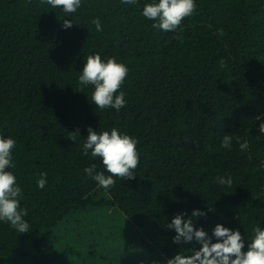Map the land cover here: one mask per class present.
Instances as JSON below:
<instances>
[{"label": "trees", "instance_id": "16d2710c", "mask_svg": "<svg viewBox=\"0 0 264 264\" xmlns=\"http://www.w3.org/2000/svg\"><path fill=\"white\" fill-rule=\"evenodd\" d=\"M151 2L82 0L65 17L40 0H0V136L16 141L7 170L23 190L30 225L19 233L0 221V264L21 246L18 256L30 264L170 259L201 247L174 243L167 227L194 209L206 212L193 219L196 228L210 236L218 223L239 229L245 250L252 228H264V0H195L196 11L171 32L142 15ZM64 19L73 26L65 29ZM93 54L128 69L118 112L90 101L93 86L80 91ZM89 127L138 140L135 179L114 177L105 190L84 172L95 164L109 175L99 157L83 154ZM225 135L234 137L231 149L221 146ZM218 177H231L232 186Z\"/></svg>", "mask_w": 264, "mask_h": 264}, {"label": "clouds", "instance_id": "9594fccd", "mask_svg": "<svg viewBox=\"0 0 264 264\" xmlns=\"http://www.w3.org/2000/svg\"><path fill=\"white\" fill-rule=\"evenodd\" d=\"M40 3L50 5L52 9H62L66 14L65 17L75 13L82 6V0H40ZM121 3L133 5L137 3V0H121ZM195 11V0H154L144 5L142 15L155 21L153 28L171 32ZM91 23L96 26L97 32L102 31L98 17ZM72 26V20H63L65 29ZM217 35L222 37L226 33L223 28H220L217 30ZM127 74V67L115 58L105 61L100 54L88 55L78 78L80 91H83L85 86H93L90 101L101 110L114 108L118 112L126 104L125 94L120 92V89ZM258 131L264 134V121L259 123ZM72 133L73 135L69 137L76 141L79 130ZM233 139V136L225 135L221 146L231 149ZM235 140L239 143L241 150L248 149L247 140L242 141L240 137H235ZM137 145V139L128 134H122L116 128L110 132H98L89 127L83 154L88 155L90 152L92 157H99L109 175H105L104 171H97L95 164L86 167L84 172L105 190L115 185L114 177L135 179V170L140 163ZM15 146V139L0 136V221L9 223L19 233H27L30 225L24 217L28 215V210L21 209L19 199L23 195V190L17 184V178L13 172L7 170L15 166L12 158V150ZM46 183V173H41V178L37 181L38 187L43 189ZM217 183L231 187L233 180L231 177H218ZM185 215L187 214L178 213L167 225L169 229H174L176 232L173 242L188 245L195 242L201 247L190 248L187 253L178 252L167 260V264H264V228L259 225L252 228L254 235L245 250V238L239 229L233 230L218 223L210 236L203 227L196 228L193 223L194 218L205 216L206 212L194 209L187 220L184 219ZM213 236L215 242H213Z\"/></svg>", "mask_w": 264, "mask_h": 264}, {"label": "rangeland", "instance_id": "374dc122", "mask_svg": "<svg viewBox=\"0 0 264 264\" xmlns=\"http://www.w3.org/2000/svg\"><path fill=\"white\" fill-rule=\"evenodd\" d=\"M113 246H114L113 251H115L119 255L123 254L126 250V248H124L125 245L121 246V245H117V243H114ZM22 247L23 246H21L19 249H17L15 251V253L6 260L5 264H16V263H18V264H30L31 263V257L22 258V256H18L20 254V250L22 249ZM127 257H128V255H124V256L121 255L120 257H117V260H120V259L122 260V258L125 259ZM126 260H128V258ZM167 260H168L167 258H165L162 261L160 260L158 262L153 260L147 264H167Z\"/></svg>", "mask_w": 264, "mask_h": 264}]
</instances>
